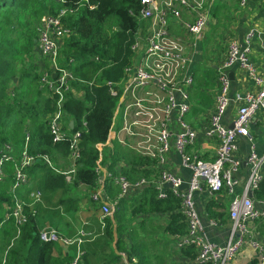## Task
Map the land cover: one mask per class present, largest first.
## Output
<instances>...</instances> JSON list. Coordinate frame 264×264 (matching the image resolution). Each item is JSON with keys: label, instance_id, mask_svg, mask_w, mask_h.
I'll return each mask as SVG.
<instances>
[{"label": "built area", "instance_id": "built-area-1", "mask_svg": "<svg viewBox=\"0 0 264 264\" xmlns=\"http://www.w3.org/2000/svg\"><path fill=\"white\" fill-rule=\"evenodd\" d=\"M144 6L141 16V31L133 46L134 59L126 70V76L112 91L117 98L114 119L107 144H118L133 154L152 161V168L159 169V178L155 181L140 179L129 181L124 176L114 177L119 187L118 198L112 200L106 193L105 178L101 175V151L98 173L99 187L91 193V198L101 212V225L113 218L118 203L130 199L146 187L154 185L160 199H166L169 191L181 202V211L186 217L187 231L184 235L171 237L174 251L193 247L197 251L195 263L232 264L244 248L249 247L258 264H264V201L258 200L255 193L264 181V154H258L250 126L256 116L264 113V76L258 75L255 66L248 58L249 48L242 49L237 42H231L227 58L218 67L220 88L209 122L204 129V138L216 142V153L212 160H206L195 148L200 140V133L188 121L191 111L190 88L194 75L191 65L193 56L188 53L187 42L180 36H174L172 23L179 22L183 29L194 39V48L199 39L210 29L214 21L211 13L215 0H139ZM250 0H240L242 6ZM191 18L185 19L184 12ZM67 11L62 10L57 16H44L38 26L37 53L40 65L50 64V73L45 72L41 83L58 96L57 110L51 116L49 131L54 143L70 142V170L62 172L68 182L76 173V165L81 158V132L72 134L64 130L63 103L74 80L72 73L58 66V56L68 30L62 19ZM240 64L254 80L257 90L245 94L243 104L232 120V125H225L231 99L228 72L234 65ZM121 119L118 122V119ZM74 124V123H73ZM72 125V124H71ZM246 138L251 144V152L244 160L238 156L239 140ZM30 135L27 134L21 151L14 145L5 144L0 149V182L8 176L4 166L12 163L13 184L11 186V204L7 206L5 219H13L18 229L28 223L26 207H33L42 200L40 190L28 192L30 203H26L20 193L28 189L31 179L28 170L39 160L53 168L49 156H33L29 152ZM178 155L181 167L190 172L187 180L168 169L169 161ZM248 167V177L244 183L237 178L243 165ZM241 187V194L236 195ZM208 190L212 195L227 191L234 195L230 204L229 218L231 227L224 244L212 242L206 233V226L198 210L195 197L197 193ZM210 227L221 226V221L209 219ZM89 235L81 230L73 237H65L56 229H43L40 239L43 243L62 244L73 250L71 264H83V245ZM125 255V254H124ZM126 256V255H125ZM132 264H138L133 258ZM129 264V262H128Z\"/></svg>", "mask_w": 264, "mask_h": 264}, {"label": "trees", "instance_id": "trees-1", "mask_svg": "<svg viewBox=\"0 0 264 264\" xmlns=\"http://www.w3.org/2000/svg\"><path fill=\"white\" fill-rule=\"evenodd\" d=\"M143 9L139 0H0V149L11 144L21 151L29 134L30 154L47 155L53 163L52 168L39 160L28 170L32 187L26 189L27 194L31 190L62 195L69 192L70 197L71 192L85 190L87 194L82 199L62 198L55 206H66L68 211L78 214L79 203L86 202L88 210L99 216L101 222L100 209L90 196L99 187L98 146L106 144L109 138L117 105L112 91L118 90L133 63V46L141 31ZM62 10L67 11L62 21L69 33L61 47L58 66L69 70L74 78L63 103L64 130L70 134L81 132V158L71 182L62 174L71 167L70 142L54 143L49 131L58 96L41 83L45 72L53 80L59 75L53 76L49 63L40 65L36 49L40 20L47 15L57 16ZM102 155L100 164L108 163L111 174L104 184L112 200L120 193L114 181L116 176L131 182L159 178V169L152 168L151 160L118 144L103 149ZM4 169L8 176L0 182V264H71V250L41 241V206L26 207L29 220L20 233L13 219H5L12 199L13 164H5ZM39 180L41 189L36 186ZM255 196L264 201V181ZM20 197L30 203L25 196ZM153 215L168 217L163 227L168 237L186 234L187 222L180 200L170 191L166 199H160L157 188L150 185L132 198L120 200L114 217L105 220L103 235L86 248L83 264H117L122 259L117 253L126 254L130 261L136 258L138 264H163L161 255L149 245L162 244L166 250L169 243L146 240L157 233ZM112 246V253L105 255ZM179 252L198 264L195 248Z\"/></svg>", "mask_w": 264, "mask_h": 264}, {"label": "crops", "instance_id": "crops-1", "mask_svg": "<svg viewBox=\"0 0 264 264\" xmlns=\"http://www.w3.org/2000/svg\"><path fill=\"white\" fill-rule=\"evenodd\" d=\"M183 12L185 19L191 18L186 11ZM211 13L214 17L213 26H211L205 35L198 40L195 48L193 37L183 29L179 22H174L171 26L172 34L182 37L184 41L187 42L188 53L193 56V63L196 58L201 59L203 70L198 72L197 75H195V72L193 85L189 90L191 111L187 116V121L200 133V140L195 150L206 160L214 159L216 153V142L204 138V129L209 122L220 88L219 79H217V76H219L218 67L227 58L230 43L237 42L242 49L249 48L248 58L250 62L255 66L257 74L264 76V0H250L245 6L241 5L240 0H215ZM144 32L145 29H142L141 33L143 34ZM201 41H203V45L199 47ZM213 73H215V79L207 83L205 79L206 76L208 75L209 77V74ZM228 79L231 86L229 93L231 102L223 122L225 125L231 126L233 118L237 114L239 107L243 104L245 94L255 92L258 88L247 70L240 64L234 65V67L229 70ZM256 118L257 120L250 126V130L254 136V143L258 154L263 155L264 113L260 112ZM70 124H72V122ZM73 125L71 126L73 127ZM113 146L114 143H106L103 145V149L112 148ZM250 152V142L246 138H241L239 140L238 156L245 160ZM101 156L103 160V155L101 154ZM110 161L109 158L108 162ZM101 165L102 176L105 177L106 174H109L108 163H102ZM168 169L172 172H176L178 175L184 176L187 180L190 178V172L181 167V161L178 155H175L169 161ZM248 174V167L244 164L237 178L244 183ZM40 184L41 181L39 180V182L36 183L39 189H41ZM30 187H32V185ZM241 192L242 188L239 187L236 191V195L241 194ZM20 194L21 196H25L24 198H26V200L28 199L27 190H23ZM86 194L85 190H77L71 192L70 197L82 199ZM70 197L69 192L65 195H62L60 192L57 194L43 193L42 200L37 203V205L35 204L37 207L41 206L43 211L41 214L40 229H56L61 235L69 238L75 237L79 231L84 230L89 235L87 242L83 245L85 255L87 252L86 248H88L90 243L96 241L98 236L103 235L99 232L101 228L105 229L106 227L104 228L101 222L98 221V218H100L99 216L93 215V213L88 210V204L86 202L79 203V219L78 214L68 211L66 206L56 208L55 205L58 204L59 200L62 198L68 200ZM233 199L234 195L227 191L212 195L206 189L196 194L195 201L204 220L207 236L214 243L224 244L228 238L231 227L229 211ZM151 218L155 228H159L158 225H163L164 227L168 221V217L161 215H153ZM67 219H69L70 222H68ZM209 219L220 220L221 226L210 227L208 225ZM260 227L261 231L264 233V225ZM164 240L168 242L171 249L174 250L171 245V236L168 237L165 235ZM55 245L73 252L72 249L66 248L61 243ZM180 255L182 256V253ZM181 260L185 264H194L192 260L183 256ZM254 260L256 259H254L253 251L249 247H246L232 264H251Z\"/></svg>", "mask_w": 264, "mask_h": 264}, {"label": "rangeland", "instance_id": "rangeland-1", "mask_svg": "<svg viewBox=\"0 0 264 264\" xmlns=\"http://www.w3.org/2000/svg\"><path fill=\"white\" fill-rule=\"evenodd\" d=\"M211 26H213V25H211ZM211 26H210V28H211ZM202 45H203V41L200 42L199 47H202ZM201 65H202L201 59L200 58H196L194 60V63L191 65L193 75L195 74V72H196L195 75H197L198 72H201L203 70V67ZM205 79H206L207 83L212 82L215 79V73L209 74V77L207 75ZM217 79H218V76H217ZM196 80H197V77H196ZM120 120L121 119L119 118L118 122H120ZM101 175H102V173H101ZM48 219H50V218H48ZM67 221L70 222L69 219H67ZM158 226H159V228L158 227H157L158 229L156 228L157 229V233L156 232L152 233L153 230H151L152 234H150L148 236V238L146 239L148 242H154V241H158L160 243L165 242V240H164L165 239V235H164V232H163V225H158ZM44 229H48V228H44ZM105 229L101 228L99 233L103 234V232H105ZM92 238H93V236H92ZM149 246L151 247V249H153V252L158 253V254L161 255V257H162L161 260H163V264H185L181 260L182 259V256L180 255L181 252H175L174 250L171 249L170 245L167 246L166 250L163 249V245L162 244H157L156 243V246H152V245H149ZM112 249H115V246H112V247L108 248L106 250V252H105V255H110V253H112ZM117 254H119L122 257V259L119 260L117 262V264H128V262H129V264H132L130 259H129V257L126 254H125L126 256L123 253H117Z\"/></svg>", "mask_w": 264, "mask_h": 264}, {"label": "water", "instance_id": "water-1", "mask_svg": "<svg viewBox=\"0 0 264 264\" xmlns=\"http://www.w3.org/2000/svg\"><path fill=\"white\" fill-rule=\"evenodd\" d=\"M72 125H73V122H72Z\"/></svg>", "mask_w": 264, "mask_h": 264}]
</instances>
